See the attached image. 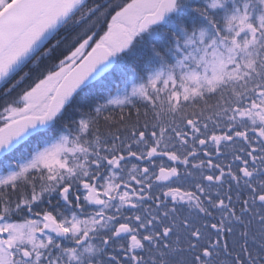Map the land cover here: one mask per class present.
I'll return each instance as SVG.
<instances>
[{
	"label": "snow or ice",
	"instance_id": "snow-or-ice-1",
	"mask_svg": "<svg viewBox=\"0 0 264 264\" xmlns=\"http://www.w3.org/2000/svg\"><path fill=\"white\" fill-rule=\"evenodd\" d=\"M108 7L93 46L99 5L0 0L5 95L37 73L0 115V264H264V0ZM182 7L158 67L73 107Z\"/></svg>",
	"mask_w": 264,
	"mask_h": 264
},
{
	"label": "trees",
	"instance_id": "trees-1",
	"mask_svg": "<svg viewBox=\"0 0 264 264\" xmlns=\"http://www.w3.org/2000/svg\"><path fill=\"white\" fill-rule=\"evenodd\" d=\"M123 0H87L86 3L89 7L95 8L97 5L100 6V10L93 16V20H97L96 26L91 31L95 32L93 41L91 42L94 46L96 40L106 31L107 24L110 22V18L115 14L117 8L108 7L112 3H122ZM203 2V0H199ZM107 12L106 15H101L103 12ZM194 18L188 8L182 7L179 13L173 15L165 24L151 28L149 32L144 33L142 39L137 38L136 43L130 52L123 54V56L117 58L114 69L106 77V81L103 85L95 84L91 88L85 90L80 97H78L73 105L75 108L80 105L84 97H104L114 95L117 88H123L126 85H130L131 81L139 80L140 76L146 75L147 71L158 67L159 64L154 57L153 46L159 49H167L170 45L169 30L172 29L175 24L183 19L190 20ZM80 28L61 29L58 33L57 38L61 39L63 43L56 50L55 55L50 60H45L41 64V69L49 68L53 64L70 54V51L74 50L83 38L80 40H74V37ZM91 31L88 34H91ZM27 70V69H25ZM37 73L34 71L33 76L21 84L19 87L14 89L9 95H5L6 89L14 83V80L0 85V115H3V108L8 105L10 101H16L22 91L30 86L36 78Z\"/></svg>",
	"mask_w": 264,
	"mask_h": 264
},
{
	"label": "water",
	"instance_id": "water-1",
	"mask_svg": "<svg viewBox=\"0 0 264 264\" xmlns=\"http://www.w3.org/2000/svg\"><path fill=\"white\" fill-rule=\"evenodd\" d=\"M87 1V0H86ZM164 23H161V24H159V25H155V26H153V27H156V26H160V25H163ZM2 82H0V84H1Z\"/></svg>",
	"mask_w": 264,
	"mask_h": 264
},
{
	"label": "rangeland",
	"instance_id": "rangeland-1",
	"mask_svg": "<svg viewBox=\"0 0 264 264\" xmlns=\"http://www.w3.org/2000/svg\"><path fill=\"white\" fill-rule=\"evenodd\" d=\"M89 50H90V49H89ZM17 219L20 220L21 218L18 217Z\"/></svg>",
	"mask_w": 264,
	"mask_h": 264
},
{
	"label": "bare ground",
	"instance_id": "bare-ground-1",
	"mask_svg": "<svg viewBox=\"0 0 264 264\" xmlns=\"http://www.w3.org/2000/svg\"><path fill=\"white\" fill-rule=\"evenodd\" d=\"M168 20H169V19H168ZM168 20H167V21H168ZM164 24H165V23H164ZM152 28H154V27H152ZM116 61H117V60H116ZM0 85H1V84H0Z\"/></svg>",
	"mask_w": 264,
	"mask_h": 264
}]
</instances>
